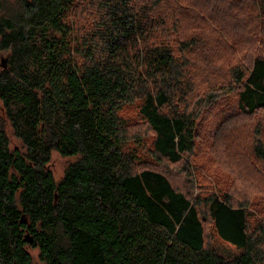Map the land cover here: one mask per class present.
<instances>
[{
	"label": "trees",
	"instance_id": "obj_1",
	"mask_svg": "<svg viewBox=\"0 0 264 264\" xmlns=\"http://www.w3.org/2000/svg\"><path fill=\"white\" fill-rule=\"evenodd\" d=\"M184 2L17 0L14 13L0 15V264H32L28 247L43 264H264V221L252 224L226 194L176 187L128 148L137 133L122 111L134 105L151 161L193 154L197 110L217 85L192 100L195 84L217 77L215 54L227 42L218 45L226 31L214 14L213 31L197 15L220 13L224 0ZM230 3L240 23L231 44L243 34L254 41L248 66L226 71L234 109L249 116L264 111V0ZM183 23L202 30L182 33ZM260 116L249 150L264 160ZM52 151L75 157L58 181L47 167ZM206 222L234 256L206 246Z\"/></svg>",
	"mask_w": 264,
	"mask_h": 264
},
{
	"label": "rangeland",
	"instance_id": "obj_2",
	"mask_svg": "<svg viewBox=\"0 0 264 264\" xmlns=\"http://www.w3.org/2000/svg\"><path fill=\"white\" fill-rule=\"evenodd\" d=\"M183 1L189 5L188 0ZM195 1L198 4L200 3L198 0ZM199 1L209 3L210 0ZM230 1L233 0H224V6H219L220 13L218 10L211 8L197 14L201 17V21L208 24L209 31H213L216 28L210 20L214 14L215 22L218 25H222L220 30L226 31L218 45L227 42V47L223 48L221 57H219V54H215L213 64L215 67L214 71H217V77L207 79L208 77L204 76V79H207V83L203 80L195 84L196 90H194L192 100L205 94L203 92H205V87L209 86V84L214 83L217 85L212 90L213 97L208 102L204 100V103H201L203 104L202 108L197 110L199 111L196 122L197 137L192 156L188 160H182L175 164L167 162L158 164L154 160L151 161L150 157H148L151 136L148 133H146V136L144 135L145 132L142 131L143 125L141 120L137 119L134 105L126 107L122 111V117L128 122L127 125L133 124V127L130 128L131 132L137 133L136 138L128 143V148H134L144 160L142 163H136L141 164V166L147 164L148 166L155 165L163 171L166 169L171 182L176 187L191 191L192 194L218 192L228 195L233 204L247 207L252 214L249 220L256 225L257 222L253 221L252 217L258 219V221H264V160L252 155L253 153L250 152L249 148L253 137L257 136L255 120H257L256 118L259 115L264 120V111L247 116L238 113L234 109L236 90L233 85L236 84L233 83L231 77H228L226 71L233 63L239 69L248 66L249 57L246 58V56L253 51L254 41L252 42V38L243 34L241 36L244 39L243 42L236 44V47L231 44V37L240 23L233 21L232 16H230L231 12L229 10L232 5ZM3 2L5 12L3 11L0 15L9 16L14 13L13 10L16 11L17 0H3ZM238 4H240L239 8L241 9L249 6L244 1ZM166 8H168L167 5L162 8L163 13L166 12ZM242 13L240 15L243 19L253 16L252 10L242 11ZM202 17L204 20H202ZM201 30V27L198 28L197 26L190 28L186 23L180 26L182 33H193V31L196 33ZM210 45L212 44L208 42V46ZM216 46L213 50L219 53L218 49L220 46ZM202 49V53L199 54L200 57L203 58L206 55L209 58L211 54L210 47H202ZM3 57L4 54L0 53V62ZM7 133L10 138V147L19 144L18 139L12 136V131L9 127H7ZM74 160L75 157H63L59 153L52 151L47 167L54 179L58 181L62 177L65 167ZM185 172H187L188 177L185 176ZM205 244L224 257H232L237 253L235 248L221 241L216 236L211 225L207 222L205 223ZM27 249L32 258V264H43L39 259L37 249L31 247Z\"/></svg>",
	"mask_w": 264,
	"mask_h": 264
},
{
	"label": "water",
	"instance_id": "obj_3",
	"mask_svg": "<svg viewBox=\"0 0 264 264\" xmlns=\"http://www.w3.org/2000/svg\"><path fill=\"white\" fill-rule=\"evenodd\" d=\"M2 62H3V60H2ZM28 239V238H27ZM28 240H30V239H28Z\"/></svg>",
	"mask_w": 264,
	"mask_h": 264
}]
</instances>
